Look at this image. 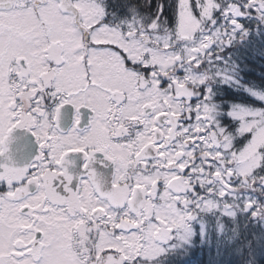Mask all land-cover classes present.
<instances>
[{
    "label": "snow or ice",
    "instance_id": "1",
    "mask_svg": "<svg viewBox=\"0 0 264 264\" xmlns=\"http://www.w3.org/2000/svg\"><path fill=\"white\" fill-rule=\"evenodd\" d=\"M264 0H0V264H264Z\"/></svg>",
    "mask_w": 264,
    "mask_h": 264
},
{
    "label": "trees",
    "instance_id": "2",
    "mask_svg": "<svg viewBox=\"0 0 264 264\" xmlns=\"http://www.w3.org/2000/svg\"><path fill=\"white\" fill-rule=\"evenodd\" d=\"M252 71L249 73V79H258L262 71H264V60L253 58L250 61ZM206 259V253L196 252L189 258L188 264H200V261Z\"/></svg>",
    "mask_w": 264,
    "mask_h": 264
}]
</instances>
